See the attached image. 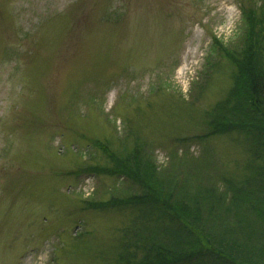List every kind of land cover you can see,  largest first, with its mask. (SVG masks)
<instances>
[{
    "label": "rangeland",
    "instance_id": "1",
    "mask_svg": "<svg viewBox=\"0 0 264 264\" xmlns=\"http://www.w3.org/2000/svg\"><path fill=\"white\" fill-rule=\"evenodd\" d=\"M247 3L0 0V264H107L121 252L133 213L86 201L138 189L78 172L107 164L93 141L135 131L165 173L235 174L241 136L194 137L228 85L213 38L241 44Z\"/></svg>",
    "mask_w": 264,
    "mask_h": 264
},
{
    "label": "trees",
    "instance_id": "2",
    "mask_svg": "<svg viewBox=\"0 0 264 264\" xmlns=\"http://www.w3.org/2000/svg\"><path fill=\"white\" fill-rule=\"evenodd\" d=\"M250 1L241 7V44L227 47L213 38L210 54L229 65L228 85L202 111L205 131L194 137L241 136L247 160L235 174L211 165L203 174L198 164H169L165 173L135 131L93 141L107 164L78 172L115 176L138 189L86 201L88 209L133 213L130 228L121 230V252L107 264H264V0ZM218 65L210 63L209 76Z\"/></svg>",
    "mask_w": 264,
    "mask_h": 264
}]
</instances>
